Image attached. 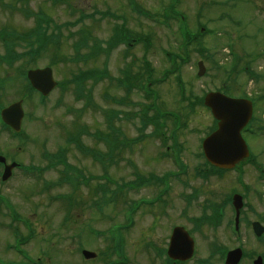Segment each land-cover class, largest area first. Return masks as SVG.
Masks as SVG:
<instances>
[{
	"label": "rangeland",
	"instance_id": "374dc122",
	"mask_svg": "<svg viewBox=\"0 0 264 264\" xmlns=\"http://www.w3.org/2000/svg\"><path fill=\"white\" fill-rule=\"evenodd\" d=\"M134 1L135 7L147 12L149 18L138 14L127 0H0V30L17 32L16 42L20 43L19 37L33 29L32 14L47 17L54 23L48 26V32L56 34L58 42L49 44V50L40 55L38 67L52 61L57 81L70 79L79 70H103L104 65L108 72L107 78L86 81L81 88L71 83L56 89L43 104L27 102L25 137L12 140L4 136L5 142L0 140L3 157L18 160L24 167H46L45 172L33 174H28L24 168L13 172L5 183L0 182L1 195L10 204L7 210L3 208L0 212V256L6 262H26L10 247L14 232L21 238L30 234L21 228L22 222L32 227V235L21 250L37 264H107L108 258L117 263L122 256L116 261L110 251L118 240L124 264H153L150 246L165 247L170 229L175 225L193 231L198 250L203 236L205 240L200 244L214 242L218 248L229 250L241 247L246 255L239 264H252L257 255L264 254V238L257 241L250 227L253 221L264 226V175L261 176L259 170H264V55L257 58V53L264 51V0H178L176 3L177 11L185 15L190 32L194 34L199 23L209 31L199 43L190 46L189 64L180 69L189 100L217 88L225 90V95L232 98L245 97L247 93L255 101L254 122L250 125L254 134L243 133L254 161H243L241 170L225 172L219 177L209 176L208 180L201 177L206 167L200 146L213 128L214 119L209 110L198 102L196 110L191 112L187 103L179 100L173 75L155 84L158 106L179 117V121H166L167 140L163 144L152 135V126H147L143 134L138 131L143 128L136 115L138 104L148 103L142 93L135 90L124 97V88L116 85V79L123 77L121 71L129 69L131 75L133 59V71L140 72L142 61L148 60L154 69L152 79H158L170 66L164 52L181 53L179 23L172 18L163 24L161 17L170 0ZM80 18H83L81 23ZM64 22H68V26L58 31L56 28ZM121 23L132 37H146L143 41H149L150 45L147 52L144 44L137 43L130 49L115 48L108 58L86 55L94 52V42L106 41L113 28ZM82 30L89 36L88 46L76 52L74 45L79 42ZM225 46L234 48L235 56L241 58L236 72L229 76L214 65L215 61L219 66L232 67L229 63L232 57ZM198 47L205 48L211 55L204 60L206 73L202 77L196 76V63L201 60L194 50ZM52 50L58 58H54ZM243 52L249 53V57ZM2 54L4 46L0 41ZM249 61L259 75L256 82L249 81L247 74L241 71ZM123 97L122 105L112 101ZM114 113L118 114V119ZM112 117L115 133L108 128ZM83 128L89 134L79 137L80 144L95 153V159L67 141ZM172 132H175L177 148L173 146ZM113 135L126 144L110 148L106 139ZM131 140H134L132 147ZM59 151L73 171L69 173L75 179L72 185L60 181L64 175L62 166L47 170L48 163L40 157L43 152ZM78 173L89 182L81 180ZM150 175L160 181L154 182L148 178ZM137 176L148 178L149 183L132 186ZM105 187L108 194L103 197L100 191H105ZM113 190L114 196L110 192ZM232 193L242 195L244 204L235 234L230 224L234 212L227 204ZM161 196L162 205L158 202L145 206ZM135 202L141 205L132 213L131 204ZM211 207H221L223 217L215 228L211 222H206ZM14 216L20 222L13 221ZM199 218H203L200 230L193 223ZM17 228L19 231L15 230ZM82 249L95 253L96 258L86 261L80 254ZM201 250L197 257L206 254V250Z\"/></svg>",
	"mask_w": 264,
	"mask_h": 264
},
{
	"label": "water",
	"instance_id": "95a60500",
	"mask_svg": "<svg viewBox=\"0 0 264 264\" xmlns=\"http://www.w3.org/2000/svg\"><path fill=\"white\" fill-rule=\"evenodd\" d=\"M200 73H202L201 67ZM39 78L45 80L49 78V81H51L50 71L45 69L29 74V79L37 87H39ZM53 85L52 82L51 86ZM205 104L212 109V113L219 121V124L218 130L204 140L202 145L204 154L212 165L222 169H230L248 155L247 148L240 137V130L250 119L251 104L246 100L230 99L219 93L208 94L205 98ZM14 108L7 109L5 114L6 117L8 115L12 119L11 123L19 126L20 116L16 114L18 107ZM8 176L9 174L5 172L3 180ZM233 204L236 211L235 222L237 224L239 208L241 207V199L239 196L233 197ZM252 229L257 237H260L264 233V228L257 222L252 224ZM182 251L185 252L184 249ZM83 255L87 258L94 256V254L89 252H83ZM240 255V250L229 252L226 258V264H237ZM254 264H260V259L258 258Z\"/></svg>",
	"mask_w": 264,
	"mask_h": 264
},
{
	"label": "flooded vegetation",
	"instance_id": "af4514ba",
	"mask_svg": "<svg viewBox=\"0 0 264 264\" xmlns=\"http://www.w3.org/2000/svg\"><path fill=\"white\" fill-rule=\"evenodd\" d=\"M24 63L30 64V63H34V61H31L28 58L0 57V113L1 110L4 109L5 107L11 105L14 102L20 101L21 107L23 108V118H22L21 127H23L24 121L27 119V116L29 115L27 102L31 101L33 105V102H35L34 96L37 95L34 93L35 91L31 88V86L27 82L26 73L29 70H34L38 68L37 66L38 60H36L35 66L27 68L26 70H24ZM8 96L9 99H7ZM36 102L38 104V101ZM8 130L9 128L2 123L0 117V138L4 134H6V132L9 135ZM4 158H5V164L0 163V173H2V171L4 170L5 167L4 165H9L12 162H15L17 164V166L15 167V169L17 168L16 170H18L21 167V163L18 162L17 160L8 157H4ZM0 196H1V189H0ZM0 206H1V202H0ZM21 228L25 231L32 230V227L29 224L28 225L22 224ZM189 233L190 235H192L193 231H190ZM22 244L25 243L23 242ZM166 246L167 244L165 245V247L150 246L151 253L153 254L151 255L154 258L153 264H190L191 261L180 262V261L169 260L165 257H160L158 254L162 252L164 248L166 249ZM196 254L197 253L195 249L193 256L194 255L196 256ZM213 262L214 259H212L210 257V254H208L204 258L203 262H201L200 264H214Z\"/></svg>",
	"mask_w": 264,
	"mask_h": 264
},
{
	"label": "trees",
	"instance_id": "16d2710c",
	"mask_svg": "<svg viewBox=\"0 0 264 264\" xmlns=\"http://www.w3.org/2000/svg\"><path fill=\"white\" fill-rule=\"evenodd\" d=\"M51 20L48 19H41L38 22V28L37 29H32L29 32H24L23 36H20L19 38L23 40L26 44V47L31 49V51H35L36 47L39 46V50L43 48L42 51H45L48 47L49 44L55 43L58 41L57 35L51 32H48V26L50 24ZM47 47L45 48V46ZM55 57L58 58V56L54 53ZM174 58V61L172 60V71H179L180 66L182 63H184V60L180 57V55H176ZM60 59V58H59ZM176 59L178 60L176 61ZM132 84V83H131Z\"/></svg>",
	"mask_w": 264,
	"mask_h": 264
}]
</instances>
